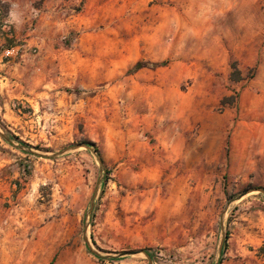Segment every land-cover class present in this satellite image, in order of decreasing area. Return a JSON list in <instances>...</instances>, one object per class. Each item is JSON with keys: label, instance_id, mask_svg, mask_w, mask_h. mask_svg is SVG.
Wrapping results in <instances>:
<instances>
[{"label": "rangeland", "instance_id": "rangeland-1", "mask_svg": "<svg viewBox=\"0 0 264 264\" xmlns=\"http://www.w3.org/2000/svg\"><path fill=\"white\" fill-rule=\"evenodd\" d=\"M1 21L0 264H264V0Z\"/></svg>", "mask_w": 264, "mask_h": 264}, {"label": "built area", "instance_id": "built-area-1", "mask_svg": "<svg viewBox=\"0 0 264 264\" xmlns=\"http://www.w3.org/2000/svg\"><path fill=\"white\" fill-rule=\"evenodd\" d=\"M7 26V22L6 21H1L0 24V29H3ZM17 50L15 47H5L3 48V56L4 57H13L17 54Z\"/></svg>", "mask_w": 264, "mask_h": 264}, {"label": "crops", "instance_id": "crops-1", "mask_svg": "<svg viewBox=\"0 0 264 264\" xmlns=\"http://www.w3.org/2000/svg\"><path fill=\"white\" fill-rule=\"evenodd\" d=\"M6 58V57H5ZM8 58V57H7ZM11 58V57H10ZM238 137V135H236V137L235 138H237ZM238 139V138H237ZM237 139H235V145H234V147H233V151H232V153H239V147H238V141H237ZM260 143V142H259Z\"/></svg>", "mask_w": 264, "mask_h": 264}, {"label": "trees", "instance_id": "trees-1", "mask_svg": "<svg viewBox=\"0 0 264 264\" xmlns=\"http://www.w3.org/2000/svg\"><path fill=\"white\" fill-rule=\"evenodd\" d=\"M84 1V0H83ZM80 9H77V11H79ZM237 73H238V71H236ZM98 258L100 259V260H103V257H100V256H98Z\"/></svg>", "mask_w": 264, "mask_h": 264}, {"label": "bare ground", "instance_id": "bare-ground-1", "mask_svg": "<svg viewBox=\"0 0 264 264\" xmlns=\"http://www.w3.org/2000/svg\"><path fill=\"white\" fill-rule=\"evenodd\" d=\"M206 3V1L204 2V4ZM206 5V4H205ZM206 6H208V5H206Z\"/></svg>", "mask_w": 264, "mask_h": 264}]
</instances>
